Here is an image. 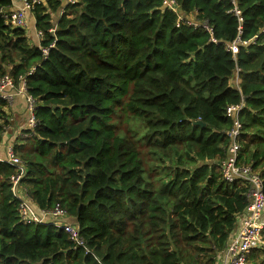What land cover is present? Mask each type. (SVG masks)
<instances>
[{
  "label": "trees",
  "instance_id": "obj_1",
  "mask_svg": "<svg viewBox=\"0 0 264 264\" xmlns=\"http://www.w3.org/2000/svg\"><path fill=\"white\" fill-rule=\"evenodd\" d=\"M174 1L211 32L161 0H79L60 17L61 0H44L32 11L42 38L30 46L0 14V78L24 79L35 99L36 126L14 145L20 182L36 209L73 219L92 253L51 226L21 224L15 168L0 162V264L222 261L248 204L242 180L220 173L230 105L243 103L237 163L264 191V0H237L241 21L231 0ZM235 40L246 44L233 56ZM236 69L239 88L230 83ZM259 251L246 264H264Z\"/></svg>",
  "mask_w": 264,
  "mask_h": 264
},
{
  "label": "built area",
  "instance_id": "obj_2",
  "mask_svg": "<svg viewBox=\"0 0 264 264\" xmlns=\"http://www.w3.org/2000/svg\"><path fill=\"white\" fill-rule=\"evenodd\" d=\"M20 1L22 3L21 8L13 9V6H11L9 8L0 9V14L5 21V24L12 28L26 30L27 13L32 14L34 7L42 3L44 0ZM78 1L79 0H61L62 6L59 10L58 17L65 12V6L73 5ZM161 3L165 9L177 14L178 19L187 26L202 28L209 33L211 32L207 23H198L194 19L185 18L174 0H161ZM231 4L233 8L229 12L236 16L238 21H241V14L237 8V0H231ZM51 32H54V29H52ZM36 38L39 45L40 39L42 38V32L36 30ZM212 41L214 42V40ZM245 44V42L241 43L240 40H235L229 45L228 49L233 56H235L238 52V45ZM43 53L46 55V50H43ZM238 73L239 70L236 69L234 74L237 78L236 88H239L240 83ZM13 92H20L24 95V102L28 116L25 130H32L37 123L35 117V99L27 93L24 79L20 81L18 86H15L8 76L1 77L0 100H5L7 102L11 98ZM242 108L243 103H240L237 105H230L225 109L226 115L233 118V127L230 131L232 144L229 149V156L221 163L220 173L228 182H232L236 179L242 180L245 188L248 189V204L245 214L241 217L239 228L237 229L236 234L231 238L230 243L223 254V257H226V264H246L247 256L251 250H264V220L261 219V215L264 212L263 182L258 174L250 167L237 163V152L239 149L237 139L241 129L237 115ZM23 135L24 137L27 136L25 134ZM0 162L11 165L15 168V173L10 176L9 183L11 196L17 201V216L19 222L23 225L51 226L56 231H63L76 247L82 248L85 253L92 254L87 248L86 242L79 235L76 225L65 221L69 217L64 211L58 208L55 210L36 209L26 190L21 188L22 184L20 181L24 178L26 170L23 162L14 152V144L10 143L5 146L4 157L0 158Z\"/></svg>",
  "mask_w": 264,
  "mask_h": 264
},
{
  "label": "crops",
  "instance_id": "obj_3",
  "mask_svg": "<svg viewBox=\"0 0 264 264\" xmlns=\"http://www.w3.org/2000/svg\"><path fill=\"white\" fill-rule=\"evenodd\" d=\"M13 9H19L22 6L20 0H12ZM192 19V18H191ZM27 42L30 46H39L36 38L35 21L32 14L27 13V28L25 30ZM233 85V84H232ZM7 115V126L2 127L1 141H0V158L4 157L5 146L8 144H24V142H16L19 138L24 139L22 130L26 128L27 112L26 105L24 102V95L20 92H13L11 98L7 101V105L3 109ZM3 121L0 119V125L2 126ZM261 219L264 220V212L261 215ZM67 223H74L73 219H66ZM226 257L222 259V263H225Z\"/></svg>",
  "mask_w": 264,
  "mask_h": 264
},
{
  "label": "rangeland",
  "instance_id": "obj_4",
  "mask_svg": "<svg viewBox=\"0 0 264 264\" xmlns=\"http://www.w3.org/2000/svg\"><path fill=\"white\" fill-rule=\"evenodd\" d=\"M56 18L58 19V17L53 16V20H55ZM55 21H56V20H55ZM230 83L233 84L234 86H236V83H237L236 75H233V76L231 77V79H230ZM21 188H22V189H25L23 185H21ZM259 259H260V260L264 259V251H259ZM250 263H251V261H250ZM220 264H221V262H220Z\"/></svg>",
  "mask_w": 264,
  "mask_h": 264
},
{
  "label": "water",
  "instance_id": "obj_5",
  "mask_svg": "<svg viewBox=\"0 0 264 264\" xmlns=\"http://www.w3.org/2000/svg\"><path fill=\"white\" fill-rule=\"evenodd\" d=\"M194 125H199V126H201V127H204V126H205V124L202 123L201 121H196V122H194Z\"/></svg>",
  "mask_w": 264,
  "mask_h": 264
}]
</instances>
